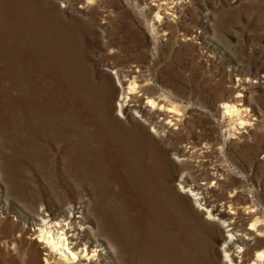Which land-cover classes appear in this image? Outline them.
Wrapping results in <instances>:
<instances>
[{
    "label": "rangeland",
    "instance_id": "1",
    "mask_svg": "<svg viewBox=\"0 0 264 264\" xmlns=\"http://www.w3.org/2000/svg\"><path fill=\"white\" fill-rule=\"evenodd\" d=\"M174 1L0 0V264H60L42 214L90 226L99 264H229L228 206L245 264L264 249V0Z\"/></svg>",
    "mask_w": 264,
    "mask_h": 264
},
{
    "label": "bare ground",
    "instance_id": "2",
    "mask_svg": "<svg viewBox=\"0 0 264 264\" xmlns=\"http://www.w3.org/2000/svg\"><path fill=\"white\" fill-rule=\"evenodd\" d=\"M88 1H91V0H88ZM167 2H168V4H167V7L165 9L167 11H169V12L174 11L173 10L174 6L170 7V5L173 4V3L175 4L176 2L174 0H167ZM159 7L160 8L162 7L161 4L159 5ZM173 15H174V12L172 13V16ZM156 19H158V20H156ZM161 19H163L162 16H161V13L158 12L157 15L154 17V20L161 21ZM149 25H150L149 26L150 30L155 32L156 29H155L153 23L149 24ZM135 80H136L135 78L130 79V81L128 83V87H126L124 85L126 88L124 87L125 91L123 92V94H127V95L130 94V93L133 94L136 91L138 85L136 84ZM122 85H123V82H122ZM163 94H165V93H163ZM241 95H242L241 93H238V95L235 97L236 100H235L234 103L233 102L232 103H227L226 102L223 105L224 106L223 107V109H224V117L228 118L229 121H230V124L232 122V125H235L236 128L238 126H239L238 128H244V127H247V126L250 127V123H251V121H250L251 119L250 118H251L252 115H255V112L257 110L256 108H252L251 106L246 105L247 103L246 104L244 103V101L246 99L244 100L242 98L243 95L242 96ZM168 97H170V96H168ZM157 100L158 99H153V98H149L148 99V102L145 103L146 104V108H147L146 112L147 111H152V112L153 111L154 112L163 111L165 114H169V115L172 114L174 116V115H176L175 112L179 111V108L177 107V105L174 102H172L171 100H169L167 97H165V99L163 101V104H162L161 101H159V100L157 101ZM122 106L123 105L120 106V111L122 110ZM135 108H136V106H135ZM135 113L137 115H140V117L143 118V120H145L147 122L149 121V122L152 123V120H150L149 116L147 115L148 113H145L144 110H142L140 108H137V109H135ZM142 114L145 115V117ZM152 124H154V123H152ZM162 127H163L162 124H161V127L158 126V128H160V129H163ZM235 127H234V129H235ZM234 129H230V130H234ZM188 142H190V139L187 140V143ZM185 149H187V148H185ZM183 178H184V182L186 183L187 182V180H186L187 178H185V177H183ZM215 178H216V184H218L221 187V185L224 184L223 182L225 180L222 181L218 177H215ZM200 188H201V186L198 187V189H200ZM204 190H206L208 192L209 191H211V192L214 191V189L210 190L209 188H205ZM199 200H200L199 198L195 199L196 202H198ZM2 201H3V199L2 200L0 199V206L3 203ZM230 203H228V204H230ZM207 208L209 209V207H207ZM212 209H214V208L209 209L208 212H207L209 214V217L212 214L214 216L215 220L217 222H219V224H222V226L224 225V227L227 226L229 228V230H227L229 236L227 237V242L224 244V247H223V252L225 254L224 255L225 261L228 262L229 264H241L242 262L245 264V262H244L245 261V257H246L245 252H246L247 249L243 250V247L245 248L246 245L248 247H250V244L246 241V239L249 238L250 236H254L255 237L254 233L252 232V230L246 229L247 227L245 229L244 228H239L238 229V227L235 226V222L236 221L233 222V220L232 221L231 220H227V218H230V217L233 219V217L230 215V214L233 213V212H231L232 211L231 210V206H228L229 212L227 210V212H223V211L216 212L215 211L216 213H213ZM234 212H236V211H234ZM0 213L4 214L5 212L1 211ZM42 215L40 217L41 219H39V223L37 224V225H39V229H38L37 233L40 234L41 240L44 241L45 248L49 252V255H51V257H52L51 259L56 260L60 264H92V263L93 264H99L100 260H99L98 256H99V254L103 253L102 249L98 248L99 245H97L96 247H93V248L90 247L91 243L89 242V239L86 237V234L84 233V231H86V230H89L90 232H92L90 230L91 229L90 226L86 225L85 222H83L82 220H79V219L77 220V219L72 218L71 216H68V215H64L63 218H61V219L60 218L51 219V217L49 215H45V214H42ZM252 216H254V215L251 214V217ZM3 219H5V217H3ZM257 221H258L257 218H253L252 219V221H251L252 222V224H251L252 228L256 227ZM75 224H76V226H75ZM80 228H82V229L80 230ZM83 228H85V229H83ZM232 228H234V229H232ZM258 228H260V226ZM73 229H74V232H73ZM263 230H264V228H263ZM0 231H1V229H0ZM72 232H73V236H72L73 238H70L69 234H71ZM244 236H246V237H244ZM74 237H76V238H74ZM255 238H257V237H255ZM69 240H71L73 243H70ZM230 243L232 245L235 244V243H239V244L235 245V247L232 246L233 249H230V247L228 246V244L230 245ZM108 252L109 251H107L106 253H108ZM49 260L50 259H47L48 262H49ZM248 261H249L248 263L246 261L247 264H264V249H263V247H262V250L260 248L258 250H255V252L253 253L252 257Z\"/></svg>",
    "mask_w": 264,
    "mask_h": 264
}]
</instances>
